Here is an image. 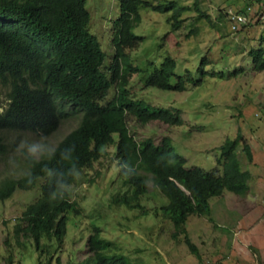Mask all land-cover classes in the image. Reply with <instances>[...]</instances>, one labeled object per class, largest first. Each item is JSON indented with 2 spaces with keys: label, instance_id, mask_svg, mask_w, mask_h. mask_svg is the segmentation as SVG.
Wrapping results in <instances>:
<instances>
[{
  "label": "trees",
  "instance_id": "trees-1",
  "mask_svg": "<svg viewBox=\"0 0 264 264\" xmlns=\"http://www.w3.org/2000/svg\"><path fill=\"white\" fill-rule=\"evenodd\" d=\"M193 8L196 15L192 16L211 20L200 0L194 1ZM187 9L177 0H119V14L112 22L114 54L108 60L90 29L87 0H0V84L8 88L6 103L0 105V164L10 145L14 148L27 138L49 137L63 119L78 118L77 126L51 151L38 158L24 154L27 170L22 176L0 181L1 201L17 189L30 190L39 184V194L14 224L13 236L21 246L25 240L33 242L40 255L49 256V264L57 252L60 254L56 260L62 262L70 217L82 214L69 187L79 182L81 173L99 162L110 146L113 168L116 166L112 179L120 184L114 186L117 192L110 197V204L143 217L154 214L164 221L168 219L174 226L172 238L182 236L199 260L201 254L187 230L189 218L209 215L211 198L226 190L238 195L248 193L254 174L250 168L241 167L245 160L239 153L243 152L247 165L255 156L241 131L218 147L216 166L207 170L187 167V159L176 151L172 137L165 135L159 142L152 137L138 140L131 128V122L147 125L161 121L170 126L183 123L181 106L155 105L138 96L131 82L133 76L137 77L136 83L142 84L140 89L167 92H184L202 85L207 77L224 76L223 70L206 69L211 64L206 55H202L194 72L187 68L186 73L179 72L176 58L164 50L169 32L188 22L183 17ZM142 10L170 14L167 20L171 29L161 37L155 57L138 61L130 51L146 39L134 31L142 21ZM257 15L254 22L261 20ZM263 43L252 46L247 54L254 72L264 71ZM242 71L237 68L229 73L238 75ZM111 89L114 95L107 99ZM148 173L166 199L153 208L141 200L148 192ZM111 244L103 236L101 225L92 221L85 243L90 262L133 264L118 247L110 250ZM85 263V259L69 262Z\"/></svg>",
  "mask_w": 264,
  "mask_h": 264
},
{
  "label": "rangeland",
  "instance_id": "rangeland-1",
  "mask_svg": "<svg viewBox=\"0 0 264 264\" xmlns=\"http://www.w3.org/2000/svg\"><path fill=\"white\" fill-rule=\"evenodd\" d=\"M177 1L188 7L183 14L188 22L183 28L169 32L164 50L176 58L179 72L186 73V68L194 72L202 55H206L211 62L206 69L223 70L224 76L207 77L202 85L184 92L140 89L142 84L136 83L137 77L133 76L131 82L138 96L155 105L181 106L183 123L170 126L161 121L147 125L131 122V128L138 140L152 137L159 142L165 135L172 137L176 151L186 157L187 167L200 166L207 170L216 166L218 147L241 131L255 156L247 165L243 152L239 153L245 160L241 161V167L250 168L254 174L250 189L244 195L226 190L223 195L211 198L209 215L189 218L187 230L201 254L202 260H199L182 236L172 238L174 226L168 219L164 221L154 214L143 217L134 210L110 204V197L117 192L114 186H120L112 179L116 166L113 168L115 160L110 146L105 156L89 172L83 171L79 182L69 187L82 214L71 215L62 262H57L60 254L57 252L51 264H69L72 260L77 263L84 259L92 264L85 249L92 221L101 225L103 236L112 241L109 249L118 247L131 257L133 264H264V71L254 72L247 55L252 46L264 42V19L254 22L264 0H200L202 10L211 20L192 16L196 15L195 0ZM246 2L254 9L249 14L250 22L241 30L232 31L227 10H239ZM87 7L91 13L90 29L109 60L114 54L112 22L119 14V0H87ZM141 13L142 21L134 31L146 39L130 51L138 61L155 57L154 50L161 37L171 29L167 20L170 14L152 10ZM237 68L243 71L230 75L229 71ZM7 92L8 88L0 84V105L6 103ZM114 92L111 89L107 99ZM77 124L78 118H66L49 137H33L29 141L27 138L14 148L10 145L9 153L0 164V181L22 176L27 170L22 159L25 153L38 158L51 151ZM151 176L148 173V192L141 200L153 208L164 204L166 199ZM38 194L39 184L30 190L17 189L10 198L0 200V264H49V256L40 255L33 242L25 240L21 246L13 236L14 224Z\"/></svg>",
  "mask_w": 264,
  "mask_h": 264
},
{
  "label": "built area",
  "instance_id": "built-area-1",
  "mask_svg": "<svg viewBox=\"0 0 264 264\" xmlns=\"http://www.w3.org/2000/svg\"><path fill=\"white\" fill-rule=\"evenodd\" d=\"M254 9L251 5L246 3V9L242 10H235V9H228L227 10V18L230 23V28L232 31H239L244 25H247L250 22V12ZM259 15H261V20L264 19V3H262V9L257 11Z\"/></svg>",
  "mask_w": 264,
  "mask_h": 264
},
{
  "label": "crops",
  "instance_id": "crops-1",
  "mask_svg": "<svg viewBox=\"0 0 264 264\" xmlns=\"http://www.w3.org/2000/svg\"><path fill=\"white\" fill-rule=\"evenodd\" d=\"M248 3V2H246ZM246 3H244V5L241 8H238L239 10H243L244 8H246Z\"/></svg>",
  "mask_w": 264,
  "mask_h": 264
}]
</instances>
